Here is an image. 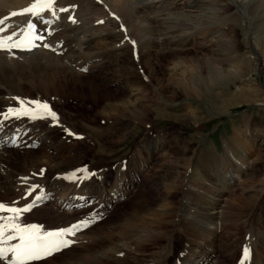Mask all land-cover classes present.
<instances>
[{"label":"rangeland","instance_id":"374dc122","mask_svg":"<svg viewBox=\"0 0 264 264\" xmlns=\"http://www.w3.org/2000/svg\"><path fill=\"white\" fill-rule=\"evenodd\" d=\"M75 2L72 0L68 4L77 6L76 8L82 7L79 1L76 2L78 5ZM253 15L251 12L250 16ZM116 16V11L111 6L97 8L96 11L88 13V18L93 22H112ZM254 22H251L249 27L243 21L233 19L227 23L228 29H225L226 26L221 27L224 29H217L216 21L204 20V24L195 27L192 25L195 29L190 33L194 36L192 41L178 52L170 51L167 47L160 48L161 46L160 49L155 47L149 50L146 47L142 49L144 58L137 62L135 53L138 50L134 49L136 52H132V49L125 51L113 49L102 53L101 62L97 59L94 62H87L86 67L81 68L86 71L75 70L79 76L57 74L59 82L56 83V89L52 90V93H46L44 103L57 114L59 121L55 123H60V127L56 124L52 126L54 122L53 124L39 122V127L50 128L44 146L57 150L56 153L54 150L52 156L58 158L57 163L64 174H54L53 171L48 174L45 169H41L43 172L41 171L39 175L55 181L59 191L53 196L47 191L45 196L49 199L46 198L47 201L34 207L30 213L22 215L20 223L36 224L41 226L43 231H48L97 217V214L99 218L84 229L82 234L80 233L74 246L53 257L55 260L53 263L50 262L51 259H46L38 264H92L93 256L101 253V250L107 251V247L110 248L111 244L117 241V236H122L124 233L122 224L128 226L130 220L134 225L139 218L136 223L138 224L143 218H147L146 212H156L162 205L180 212L179 225H175L174 222L177 212H172L170 217L164 218L165 224L160 223L159 226L149 228L152 234L157 235L154 239L150 238L148 243L141 244L140 248H134L136 253L134 258H130L127 253L113 259L103 258L97 264H144L149 258L159 256L165 250L169 239L176 238L174 254L169 255L167 260V264H174L183 249L185 239L183 230L186 223L202 224L203 219L199 222L190 220L201 218L202 207L215 191L214 188L230 186L224 196L229 209L225 210L228 218L218 228L213 240L212 247L216 251L212 263L241 264L239 254L241 257L242 249L254 245L259 249L254 247L255 257L251 260L248 257L245 264H264V73L256 70L264 72V38L261 37L264 28H259ZM111 24H108L107 29L112 30ZM121 30L124 34L130 33L128 27L122 26ZM205 31L208 32V39H203V42L199 33ZM250 32L253 33L252 36L249 35ZM91 33L94 36L104 34L92 30ZM213 34L214 37H211ZM248 35L250 38L254 37L260 45L257 47L258 51L253 52L247 45ZM85 36L86 31L78 32L75 40L84 41L87 37ZM223 38L230 40L234 46L228 55L227 51L222 52L224 57L234 60L245 59L243 61L246 68L240 83L221 82L223 87L217 85L210 92L208 90L203 91L202 95L188 96L181 92L173 96L169 88L164 91L156 88L159 86L158 81L168 85L167 69L172 62L204 60L206 56L218 52V48L214 46ZM39 52L41 51L31 55ZM96 53L95 50L92 56ZM248 53L250 55L247 58ZM215 62H220L217 56ZM72 67L74 69V66ZM8 68L10 70H0L4 80V83L3 80L0 81V108L3 104L2 97L19 75L39 70L38 68L29 70L27 67ZM70 70L71 73L74 72ZM138 70L139 72L144 70L145 76L154 70L158 78L156 80L148 77L150 81L148 91L137 95L144 100L139 105L143 104L146 107L145 114L142 116L132 112L128 114L116 109L112 112L113 116H105L103 111L107 104L121 101L130 92L131 85H138L137 79L133 77L137 76ZM53 76L52 74L49 78L53 79ZM48 80L45 76L44 81ZM138 87L141 88L140 84ZM36 95L32 94L33 98ZM66 129L74 135H67ZM22 147L19 148L21 152L32 149L30 151L38 150V153H41L37 142L34 143L37 149H29L25 145ZM248 147H252L251 150ZM0 166V170L4 172L1 176L7 179L6 182L9 184L18 185L20 180L26 177L24 163L20 158L0 163ZM85 169L86 171H77ZM72 174H75V177ZM118 178L123 179L125 184L129 182L134 184L130 195L119 200L116 197L115 203L110 204L111 206L99 205L96 193L104 189L112 190ZM84 179L85 181H82ZM82 185L84 190L94 192L95 196L91 200L79 203L80 206L76 208L59 207L64 193ZM29 186L36 190L38 188L33 184L26 187ZM27 188L23 187L22 190L26 192ZM247 189H252L260 195L254 197V201H248L245 195L249 192L242 191ZM7 194L6 189L0 188V204L11 207L18 200L16 195ZM33 195L27 197L32 199ZM12 200L16 202L12 203ZM246 202L250 203L248 207H245ZM24 203L17 204L19 208H23ZM252 204H256L255 208ZM4 212H0V217L12 215ZM203 216L206 217L207 214L203 212ZM120 221L122 224H119ZM129 245L134 247L132 243ZM69 255H72L73 259L68 258Z\"/></svg>","mask_w":264,"mask_h":264},{"label":"bare ground","instance_id":"6f19581e","mask_svg":"<svg viewBox=\"0 0 264 264\" xmlns=\"http://www.w3.org/2000/svg\"><path fill=\"white\" fill-rule=\"evenodd\" d=\"M33 1L35 0H0V19H5L4 26H12L7 33L2 36L12 35L15 32L20 33L27 26L30 18L28 15L17 14L12 16L11 13H17L19 10L33 3ZM69 1L72 0H55V15H52L50 12H45L46 16L43 19H53L52 24L42 26L41 19L33 21V23L37 24L38 30L41 36L44 37L43 40L45 43L51 47V51H42L41 53L35 55H31L35 53L32 51L25 53L0 52V70L9 69L8 67H17L22 69L27 67L28 69L32 68V70L35 68L39 69L30 73H20L21 75H19V78L17 77L15 79L12 87L4 94V97H2L3 110L9 107H18L17 101L13 98H19L23 101L44 102L47 95L46 93L56 89V83L59 82L57 77L58 73L65 75L75 74L79 76L75 70L83 68L87 62H94L96 59L98 62H101L103 60L102 53L110 52V50L113 49H122V51L132 49V52H136L138 50V52L135 53L137 62H141L142 58H144L145 54H142V49L146 47L149 50V48H159L161 46L160 48L167 47L170 51L178 52L179 49L188 46L190 43L189 41H192L194 36L190 33L194 29L193 26L195 27V25L204 24V20H208V22L212 20L216 21L215 26L217 29H224L221 28L223 26H226L225 29H228L227 23L233 19L238 22L243 21L246 26L249 27L252 24L251 22H254L255 20L254 23H256L259 28H264V0H125V2L118 0H73L76 2L79 1L82 4L81 8H76L77 6H70L68 4ZM61 4H63V6ZM76 4L78 5V3ZM109 6L116 11L117 16L114 21L93 22L88 18V13L96 11L97 8H108ZM62 8L68 9V11L60 12V9ZM251 12L254 13L253 17L250 16ZM69 16L74 17L76 22H70L68 19ZM252 18H254V20ZM109 23H112V30L107 29ZM122 26L125 28L128 27L130 33H122ZM91 30L95 32L101 31L104 34L94 36L92 34L93 32L91 33ZM247 30L249 29L247 28ZM82 31H86L87 37L85 36L86 39L84 41L77 42L75 40V36L78 32ZM87 32H90L91 34H87ZM220 32L225 33V31ZM251 33L252 32L249 34L250 36H252ZM214 35L215 34L211 35V37H214ZM199 36L202 41L203 39L206 40L208 39V32L205 31L199 33ZM250 36L247 40V45L250 46L249 48H251L253 52H256L258 51L257 47H260V45L256 42L254 37L250 38ZM261 37L264 38V32L261 34ZM132 42H135V46H133ZM199 44L200 43H198V45ZM214 47L218 48H216L218 52L213 53L212 56H206L205 58L203 56L204 60L189 59V65L187 62L181 60L178 62H172L167 69L169 72V74L167 73L169 76L168 85H164L162 81H158L157 84L159 86H156V88H160L163 91L166 88H169L173 96L178 95L177 93L180 92L188 96L191 94L202 95L203 91L208 92L209 90L210 92V90L214 89L217 85L223 87V83H240L244 77L243 72L246 68V64L243 61L245 59H228L227 56L224 57L222 55L223 51L225 53L227 51L226 55H228L234 47L233 43L225 38L221 39ZM134 49H136V51H134ZM95 50L97 53L92 56ZM56 52H60V55L57 56L59 53L57 54ZM248 55L250 54H247V58ZM216 56L219 58L220 62H215ZM182 58L184 59V57ZM217 63L219 64L217 65ZM229 63H232L233 65L228 66ZM72 66H74V69ZM70 69L74 70V72L71 73ZM91 69H93L92 66ZM256 70L264 73L260 69ZM143 71L136 73L137 76L133 75V77L137 79L138 85L140 84L141 88H139L137 84L131 85L129 87L130 92L127 96H125V98L123 97L121 101L107 104V107H104L103 112L106 114L105 116H113L114 114L112 112L113 110L116 111V109L128 112V114L129 112L139 114L140 116L145 114L146 107H144L143 104L139 105V103L144 100L137 95L139 93H144V91L147 92V86H150L148 85V83L150 84L148 77H150V79L156 78L157 75L154 70H151V73H148L147 76H145ZM52 74L54 75L53 79H50L49 76ZM45 76L49 79L47 82L44 81ZM157 79L158 78H156V80ZM1 80H3V74H0V81ZM2 83H4V80ZM151 86L153 87V85ZM145 88L146 90H143ZM141 90L143 91L141 92ZM163 91L162 93H164ZM32 94L37 95L33 98ZM40 94L44 96L41 97ZM2 108H0V111H3ZM39 122L53 124L50 120H36L34 122H30L27 118H23L19 120L9 119L4 122L2 127H0V142L2 145L0 149V163L3 164V162H11V160L13 161L20 158L22 159L25 167L24 171L26 172L27 180L25 181L24 179L20 180L17 178L20 180L18 185L7 183V179H3L1 176L3 170H0V188L6 189L8 194L11 193L13 196L16 195L17 199H21L18 202L19 204L24 203L30 198L27 196L22 198L26 193L22 190V188H27V185L33 184L38 187L37 190L32 193V195L34 194L32 198L37 195L45 196L47 191H49L52 196L58 193L59 190L57 185L54 183L55 181L52 182L46 177L39 175L41 174V169H45L48 174L52 171L54 174H64L59 163H57L58 158L52 156L55 149H47L44 146L49 135L50 128H40ZM54 124L60 127V123L54 122ZM37 130L38 132H36ZM14 135H19V146L29 145L31 148L37 149L34 147V143H39L41 153H38V150L30 151L32 150L30 148V150L26 152L19 151V147L15 149L5 148L4 145L6 143L8 144ZM160 147L161 145H159L158 148ZM251 148L249 149L251 150ZM56 152L57 150H55V153ZM5 166L6 165H4V167ZM82 181H85V179ZM235 183L236 182L234 181V184ZM83 186L84 185L76 187L75 189L64 193L63 196L61 195L62 197L59 207L70 209L73 205H78L81 202L91 200L92 197L95 196L94 192L91 190L89 192L87 189V191L84 190ZM230 187L222 189L214 188L215 191L213 190L214 192L211 194V197H208V202H206L202 207L201 218L199 220H190L199 222L203 219L202 224L194 222L186 223V228L183 230L185 236L183 249L177 256V260L174 264H214L212 262L214 260L213 257L216 250L214 251L212 244L216 237L218 228L224 224L228 218L225 210L229 209L225 204L224 196L226 195L225 191ZM133 188V183L131 184L129 182L125 184L123 179L121 180V178H118L112 190L104 189L101 192L96 193V197L98 198L99 205L107 206L115 203L114 199L116 197L118 200L128 197L132 191L131 189ZM20 191H22V193ZM242 191L249 192L245 195V198H247L248 201H254V197H258V195H260L252 189ZM241 193L245 194L244 192ZM249 204V202H246L245 207H248ZM252 206L255 208L256 204H252ZM11 207L19 208V205L16 203L11 205ZM172 212L174 213L177 211L176 209L173 210L165 205H162L156 212H146L145 216L147 218H143V221H140L138 224L136 223L139 218H137L134 225L129 220L128 224L130 225L128 226H125V224H122L120 221L119 224H122L121 227L124 230V233L122 236H117V241L111 244L112 246H110V248L107 247V251L106 249L105 251L101 250L102 252L100 253L95 249V251L99 252V254L97 253L98 255L93 256L94 258L92 264L101 262L103 258L113 259L120 255L124 256L127 253L130 258H134V256H136L134 248H140L141 244L148 243L150 238L154 239V236L157 235L152 234L149 228L151 226H159L160 223L165 224L166 219L164 218L170 217ZM203 212L207 214L206 217L203 216ZM175 218V225H179L181 222V214L179 211L175 214ZM175 239L176 238L169 239L165 250L159 256L149 258L147 263L144 264H167L169 255L174 254ZM129 243H132L134 247L132 248ZM259 244L262 245L261 243ZM254 247L257 248V246L254 245H251L248 248L250 260L255 257ZM104 248L105 246L103 249ZM56 256L57 255H54L49 258V260H52L50 262L53 263V261H55L53 260V257ZM72 257V255L68 256V258L73 259ZM120 261L122 262V260ZM120 261L117 262L120 263Z\"/></svg>","mask_w":264,"mask_h":264},{"label":"snow or ice","instance_id":"6c2138e0","mask_svg":"<svg viewBox=\"0 0 264 264\" xmlns=\"http://www.w3.org/2000/svg\"><path fill=\"white\" fill-rule=\"evenodd\" d=\"M55 0H35L30 7L23 10L22 14L28 15L29 21L27 23V30L24 35V39L9 43L13 40V35L0 36V51H9L16 49L18 51H32L37 45L35 40L43 41L44 37L37 35V25L33 23L36 19H41L43 23L50 24V21L43 19L45 12H50L55 15L54 12ZM68 9L62 8L60 12H66ZM18 13H11L12 16ZM70 22L75 23V19L69 16ZM5 25V19H0V33L7 30ZM46 30V29H45ZM135 46V42H132ZM43 47L48 48L49 45L44 44ZM86 71V69H81ZM17 101L18 107H9L3 111H0V127L4 122L9 119H23L27 118L30 122L36 120H50L57 122V114L52 111L47 103L40 101H23L19 98H13ZM52 126H55L53 124ZM67 135H74L70 130H65ZM13 143H15L13 141ZM43 172V170H41ZM77 171H86L77 170ZM75 177V174H72ZM71 178V177H70ZM25 181L27 178H22ZM36 191L34 187L29 186L26 189V196H31ZM44 195H37L34 197L31 205L23 208L5 207L0 204V211H6L12 215L0 217V264H30L32 261L40 260L52 256L53 254L60 252L66 248L71 247L74 241L65 239L66 236H74L77 231L82 230L84 227H88L90 224L95 223L97 217L89 218L88 220L73 224L68 228L43 231L41 226L36 224L21 225L20 218L24 213L30 211L35 206L36 201L44 199ZM11 233V234H9ZM18 240L19 242L11 246L7 245L9 241ZM249 257V249L244 247L242 249L241 264H245Z\"/></svg>","mask_w":264,"mask_h":264}]
</instances>
